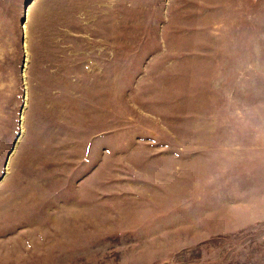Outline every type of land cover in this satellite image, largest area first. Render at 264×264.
Listing matches in <instances>:
<instances>
[{
  "label": "rangeland",
  "instance_id": "obj_1",
  "mask_svg": "<svg viewBox=\"0 0 264 264\" xmlns=\"http://www.w3.org/2000/svg\"><path fill=\"white\" fill-rule=\"evenodd\" d=\"M0 264H264V0H0Z\"/></svg>",
  "mask_w": 264,
  "mask_h": 264
}]
</instances>
